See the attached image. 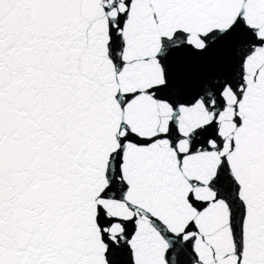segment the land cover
Here are the masks:
<instances>
[{
    "label": "snow or ice",
    "instance_id": "1",
    "mask_svg": "<svg viewBox=\"0 0 264 264\" xmlns=\"http://www.w3.org/2000/svg\"><path fill=\"white\" fill-rule=\"evenodd\" d=\"M0 264H264V0H0Z\"/></svg>",
    "mask_w": 264,
    "mask_h": 264
}]
</instances>
